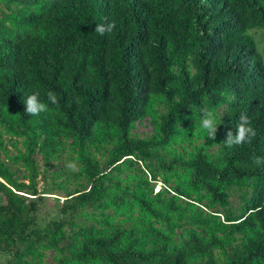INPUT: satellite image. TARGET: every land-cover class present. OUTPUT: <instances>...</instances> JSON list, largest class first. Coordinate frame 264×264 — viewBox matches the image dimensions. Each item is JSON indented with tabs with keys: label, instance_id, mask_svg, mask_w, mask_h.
Returning a JSON list of instances; mask_svg holds the SVG:
<instances>
[{
	"label": "trees",
	"instance_id": "1",
	"mask_svg": "<svg viewBox=\"0 0 264 264\" xmlns=\"http://www.w3.org/2000/svg\"><path fill=\"white\" fill-rule=\"evenodd\" d=\"M255 31L264 0H0V264H264Z\"/></svg>",
	"mask_w": 264,
	"mask_h": 264
},
{
	"label": "clouds",
	"instance_id": "2",
	"mask_svg": "<svg viewBox=\"0 0 264 264\" xmlns=\"http://www.w3.org/2000/svg\"><path fill=\"white\" fill-rule=\"evenodd\" d=\"M115 28L114 22H104L97 24L95 32L101 36L106 33H111ZM47 100L52 104H58V98L52 91L47 93ZM24 111L28 116H40L41 113L48 111V104L40 99V94L35 92L24 99ZM218 125L216 122L215 114L208 110H201L200 128L206 132L207 138L215 141L217 137ZM256 136L255 130L250 126V119L246 113H241L239 116V122L236 125L235 132L228 130L225 134V138L221 143L231 148L233 146L243 145L245 143H251V140ZM253 163L257 166L264 164V158L254 157ZM69 170H75V164L69 163L67 165Z\"/></svg>",
	"mask_w": 264,
	"mask_h": 264
},
{
	"label": "rangeland",
	"instance_id": "3",
	"mask_svg": "<svg viewBox=\"0 0 264 264\" xmlns=\"http://www.w3.org/2000/svg\"><path fill=\"white\" fill-rule=\"evenodd\" d=\"M253 35L257 42L259 51L264 55V34L261 31H255L253 32ZM160 184L161 183L159 182L158 185ZM0 260L3 261V259H0Z\"/></svg>",
	"mask_w": 264,
	"mask_h": 264
}]
</instances>
